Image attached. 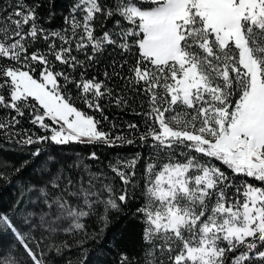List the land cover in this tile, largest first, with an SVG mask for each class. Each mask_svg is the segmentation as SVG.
I'll return each mask as SVG.
<instances>
[{
  "label": "snow or ice",
  "instance_id": "1",
  "mask_svg": "<svg viewBox=\"0 0 264 264\" xmlns=\"http://www.w3.org/2000/svg\"><path fill=\"white\" fill-rule=\"evenodd\" d=\"M41 7L13 0L0 11V109L9 111L0 130L34 149L11 177L28 171V183L0 209V264H59L72 247L56 243L62 235L84 247L126 209L142 225L143 264H264V0H77L63 17L65 27L51 31L38 23ZM38 38L54 39L47 52L29 55V42ZM109 47L121 55L119 65L112 61L105 80L87 78ZM55 62L71 72L56 71ZM125 65L128 75L121 76L117 68ZM113 78L125 87L109 88L106 80ZM71 86L101 113L105 98L121 108L141 96V110L132 114L143 118L144 131L127 139L99 130L98 121L74 106ZM26 113L43 135L13 131ZM127 127L136 132L140 121ZM137 142L150 151L139 196L141 153L109 163L105 172L93 170L95 151L85 161L55 150ZM45 144L53 150L46 152ZM9 179L0 167V181ZM137 200L142 203L132 211ZM88 220L99 225L96 235ZM117 264L132 262L122 252Z\"/></svg>",
  "mask_w": 264,
  "mask_h": 264
},
{
  "label": "trees",
  "instance_id": "2",
  "mask_svg": "<svg viewBox=\"0 0 264 264\" xmlns=\"http://www.w3.org/2000/svg\"><path fill=\"white\" fill-rule=\"evenodd\" d=\"M13 0H2L0 3V11L5 7L10 5ZM77 0H27V3L43 4V7L38 9V14L43 18L38 22L40 25L51 30H60L64 28L63 17L68 16L73 8V5ZM49 12H53V18L51 21L48 20ZM111 21L108 22L107 27L111 28ZM27 29H25L26 31ZM97 34H100L99 32ZM54 38H49L45 41L43 38H38L35 43L29 42L28 53L29 55L39 50L41 53L48 51V45L53 43ZM56 48L59 49L61 43L58 39H55ZM74 47V44H73ZM89 54H91V49H88ZM72 55L78 56L79 59H85L83 53H77L73 51ZM49 59H52L50 56ZM123 59H127L130 62H134V57L124 56ZM117 61V65L121 62V55L118 50H114L109 47L102 56L97 58V61L93 62L92 66L87 69V78L91 79L93 76L97 80H105L104 72H112L110 65L112 61ZM7 62V61H5ZM56 71L71 72V69L59 62H55ZM120 71L121 76L128 75V66ZM80 71L77 70L73 75L79 78ZM61 83L63 80L61 78ZM107 86L119 91L125 87V81L118 78L107 79ZM68 94L71 95L74 106L79 108L84 113L92 116L96 121L99 122L98 128L101 131L107 132L112 137L118 135H124L127 139H137L141 132L144 131V126L142 123V117H138L132 114L133 109L137 112L141 110L140 101L141 96H136L135 100L128 106L117 108L112 104L108 103L107 98L102 101V106L104 108L103 113L96 111L95 109H90L85 105L80 99H77V90L75 86H71L68 89ZM127 97L132 100L133 92L126 91L124 93ZM11 115H15V112H11ZM9 116V111L6 109H0V119H5ZM107 117V119H104ZM31 116L26 113L24 117L20 118L19 125L13 129L15 132H20L22 130H27L29 134L37 133L43 135V130L39 129L38 126H34L30 123ZM140 121L139 130L136 132H131L127 125L129 123H135ZM11 132L7 130H0V167L4 168L8 173L10 179L8 181H0V209H8L10 205L17 199L18 190L22 189L23 184L28 183L29 172L26 171L21 174L22 179H11L15 176L13 166H19L24 160L29 159L28 152L34 150L31 146H22L20 144L14 143L9 139ZM119 143V142H118ZM41 147L46 152H51L53 150L52 146L47 144L41 145ZM55 150L62 157L71 158L72 160H87L89 154L95 151L99 157L98 160L92 161L91 164L94 165L93 170L99 169L101 171L107 172L106 166L109 163L115 164L117 159L127 160L130 159L137 152L142 154V159L138 162L136 166V178L134 185L137 189V196H139V191L141 187V181L143 179V171L145 163L150 158V151L147 147H143L138 142L131 146L109 148L106 146H93L89 144H77L71 143L67 146H55ZM219 163V162H216ZM111 176V173H108ZM240 182L239 180L237 181ZM249 183H254L249 179ZM117 187H119V181H117ZM25 197V202H27V193H23ZM142 201L137 200L130 204L132 211L136 207H139ZM88 230L92 235H96L95 229L99 225H94L91 220L87 221ZM141 230L142 225L139 219L132 215L131 211L127 209L119 214H114L110 217L108 221L107 228L100 232L97 239H89L84 247H80L75 243V238L69 234L67 236H61L60 240L56 243H60L61 240L72 242V247L70 250L64 253L63 259L59 261V264H68L69 261L75 262L83 261L84 264H117V261L122 252L127 253L129 260L132 264H143L141 260ZM47 247L45 246V254H47Z\"/></svg>",
  "mask_w": 264,
  "mask_h": 264
},
{
  "label": "rangeland",
  "instance_id": "3",
  "mask_svg": "<svg viewBox=\"0 0 264 264\" xmlns=\"http://www.w3.org/2000/svg\"><path fill=\"white\" fill-rule=\"evenodd\" d=\"M76 107V106H75ZM79 109V108H78ZM80 110V109H79ZM86 114V113H85ZM86 115H88V114H86ZM90 116V115H89Z\"/></svg>",
  "mask_w": 264,
  "mask_h": 264
}]
</instances>
